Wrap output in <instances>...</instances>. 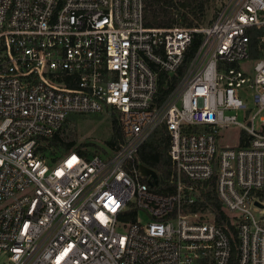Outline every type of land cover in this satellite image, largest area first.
<instances>
[{
    "label": "built area",
    "instance_id": "obj_1",
    "mask_svg": "<svg viewBox=\"0 0 264 264\" xmlns=\"http://www.w3.org/2000/svg\"><path fill=\"white\" fill-rule=\"evenodd\" d=\"M167 1L0 0V264H264V0H228L206 25L148 26V6ZM177 75L163 96V76ZM242 89L257 106L247 122ZM112 110L125 139L111 157L49 163L42 139L73 115ZM230 127L249 144L221 148ZM163 129L166 195L136 161ZM213 177L235 233L199 199Z\"/></svg>",
    "mask_w": 264,
    "mask_h": 264
},
{
    "label": "trees",
    "instance_id": "obj_2",
    "mask_svg": "<svg viewBox=\"0 0 264 264\" xmlns=\"http://www.w3.org/2000/svg\"><path fill=\"white\" fill-rule=\"evenodd\" d=\"M196 0H180L175 2V0H169L163 6L166 8L168 6L170 9L169 13L173 15H178L180 17V21L184 27H196L198 26L197 12L194 10ZM153 5V4H152ZM199 11H202L201 5L198 6ZM175 9L176 12H173ZM190 16H193L194 19L190 20ZM173 19V18H172ZM196 19V20H195ZM147 25L150 27H172L173 24L168 22H156L155 20H148ZM261 33L260 31L251 30V57L257 58L261 54L257 50L258 46V38L257 35ZM202 35L195 34L192 40L190 47L186 52V58L184 64L178 71V75H181L194 53L199 47L201 42ZM178 75L173 76L172 78H167L163 76V81L166 80L167 84H162L160 87V92L165 96L169 91L175 86L178 81ZM111 128L112 135L107 140L106 146L109 149L106 150L104 148H98L94 144L80 143L78 144L75 135L72 132L68 131V124L76 120V116H71L61 130L52 135L49 138H45L41 140V150L47 157L50 158L49 163L52 164L56 162V160L68 152L75 151L81 153L82 155L91 157V156H100L102 158H109L113 155V153L119 149L120 144L124 142V133L122 131L119 113L115 110L111 112ZM159 135V136H158ZM153 136L148 142H146L140 148L136 161L137 163H141L153 170H155L160 176V185L158 188H154L153 191L168 194L174 191L175 186L170 182L172 173L174 171V164L169 156V147H170V139L167 134V131L163 129L159 134ZM158 136V137H157ZM240 147H245L249 144V137L246 132L242 131L240 134ZM90 149V150H89ZM215 180L213 177L208 183L205 184V187L200 189L201 197L199 199H203L202 204L204 205V210H209L213 215L217 224L219 225H228L235 233V229L230 225L229 216L222 209L221 203L217 199L215 192ZM233 253H232V263L236 262V251H235V243H233Z\"/></svg>",
    "mask_w": 264,
    "mask_h": 264
},
{
    "label": "rangeland",
    "instance_id": "obj_3",
    "mask_svg": "<svg viewBox=\"0 0 264 264\" xmlns=\"http://www.w3.org/2000/svg\"><path fill=\"white\" fill-rule=\"evenodd\" d=\"M177 1L180 0H175V2ZM224 2H228V0H196V4L193 5L195 6L194 10L197 12L196 22L201 25H206L211 22ZM152 4L153 3L148 6V20H155L159 23L168 22L176 27H184L182 21H180V17H178L176 13L175 15L169 13L170 9L172 8H163L162 5ZM200 5L202 7V11H199L200 8H198V6ZM173 12H176L175 9H173ZM192 19H194V17L190 16V20ZM252 64L253 62L247 61L242 63V66L244 67V69L249 71L250 69H252ZM239 95L242 99L245 100L248 106V110L246 112L239 111V118L241 121L247 122V115L252 114L257 110V106L252 99L254 94L250 89H242L240 90ZM76 117L77 118L75 121L68 124V131L72 132L75 135L78 144H94L98 148H104L109 151L105 142L109 140L112 135L111 113L105 112L103 114ZM259 117L264 118V110L260 113ZM259 117L256 119V128L258 129L262 126ZM242 131L243 130L237 127H230L222 130L220 132V135L218 136V145L221 148L227 145L239 147V139ZM158 134L159 133H157L156 135ZM140 221L145 223L147 222V218L141 214Z\"/></svg>",
    "mask_w": 264,
    "mask_h": 264
},
{
    "label": "water",
    "instance_id": "obj_4",
    "mask_svg": "<svg viewBox=\"0 0 264 264\" xmlns=\"http://www.w3.org/2000/svg\"><path fill=\"white\" fill-rule=\"evenodd\" d=\"M138 172L141 176L147 177V182L151 188H157L159 185V176L157 172L141 163H138Z\"/></svg>",
    "mask_w": 264,
    "mask_h": 264
}]
</instances>
